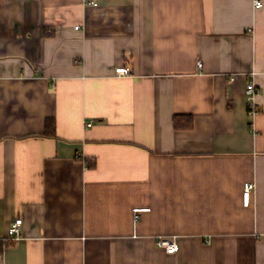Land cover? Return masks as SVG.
<instances>
[{"label":"crops","instance_id":"crops-1","mask_svg":"<svg viewBox=\"0 0 264 264\" xmlns=\"http://www.w3.org/2000/svg\"><path fill=\"white\" fill-rule=\"evenodd\" d=\"M97 1L0 0V264H264V0Z\"/></svg>","mask_w":264,"mask_h":264},{"label":"built area","instance_id":"built-area-1","mask_svg":"<svg viewBox=\"0 0 264 264\" xmlns=\"http://www.w3.org/2000/svg\"><path fill=\"white\" fill-rule=\"evenodd\" d=\"M85 2L89 5L95 6L98 4L97 0H85ZM254 5L256 8H261L263 6V3L261 0H254ZM76 30H80V26H76L75 28ZM199 67H202V63L199 62L198 63ZM116 74L118 76H131L132 75V70L131 68L127 67V66H120L117 67L115 70ZM259 94V89L254 81L253 78H251L246 86V97H247V107L249 110V115H253L257 113V109H256V98L257 95ZM88 126H92V122H90L88 124ZM255 185L252 182H246L244 184V189H243V200H244V204L248 205L249 204V200H250V194L252 192V190L254 189ZM149 211V208H134L133 212L135 214V218L137 220H139V213L141 212H146ZM22 219H17L15 220V222H13V224L10 226L9 230H8V235L10 238L13 239H20L21 236V227H22ZM158 244L165 249V251L168 254H174L179 250V244L176 240L175 237L172 238H161L158 242Z\"/></svg>","mask_w":264,"mask_h":264},{"label":"trees","instance_id":"trees-1","mask_svg":"<svg viewBox=\"0 0 264 264\" xmlns=\"http://www.w3.org/2000/svg\"><path fill=\"white\" fill-rule=\"evenodd\" d=\"M177 120H178V117H177V118L175 117L174 122H175V126H176V127L180 126V125H179V122H178ZM189 120H190V119H189ZM50 122H51V121H47V129H49L50 126H51V125H50V124H51ZM188 122H189V121H188ZM48 131L50 132V130H48Z\"/></svg>","mask_w":264,"mask_h":264}]
</instances>
